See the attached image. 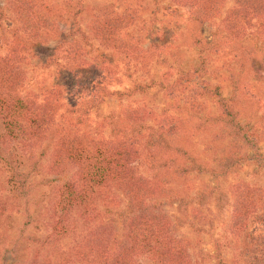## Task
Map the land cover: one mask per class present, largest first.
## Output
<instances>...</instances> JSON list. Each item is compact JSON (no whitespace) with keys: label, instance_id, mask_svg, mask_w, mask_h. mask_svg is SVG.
Listing matches in <instances>:
<instances>
[{"label":"rangeland","instance_id":"obj_1","mask_svg":"<svg viewBox=\"0 0 264 264\" xmlns=\"http://www.w3.org/2000/svg\"><path fill=\"white\" fill-rule=\"evenodd\" d=\"M42 2L47 4V11H41L47 19L54 21V26H65L68 30L74 28L77 21L80 32L88 37H91L89 8L111 7L109 9L115 10L118 17L131 16V25L124 30L125 38L139 51L137 59L128 62L113 50H103L93 39L83 46L88 52L86 58L98 67L85 71L86 79L95 78L96 82L104 79V82L100 83L99 93H95L99 97L97 107L87 113L84 109L85 114H80L77 110L86 107L88 100L73 99L68 93L72 87L79 86L80 77L62 69L64 60L60 59V52L57 64L48 61L55 57L53 48L61 37L50 33L48 42L34 49V57L24 63L25 81L20 90L31 91L39 101L45 100L49 91L62 93L57 120L62 121V116H67L66 112L76 105L73 110L76 113L70 117L72 121L80 122L81 132L105 140L114 139L115 126L118 121L125 120L127 112L143 110L155 116L145 115L141 122L139 131L143 142V126L156 129V121L168 115L190 118L188 114L193 101L194 107L198 105L201 110L188 123L189 131L182 141L190 156H180L178 161L188 171L180 173L173 185L178 196L154 199L150 202L154 208L151 212H162L172 222L177 238L187 245L191 264H248L242 254L244 251L252 254L254 249H247L242 240L237 241L229 232L233 204L229 190L241 182L264 189V169L255 160L257 154L264 160V26L256 24L254 18L253 26L245 29L240 39L225 37L221 32V21L228 10L237 7L234 0H225L219 16L208 22L194 21L184 10H180L182 16H175L171 0ZM80 7L84 11L74 19L73 15L80 12ZM10 20L7 0H0V58L14 41L15 24ZM217 30H220L217 37L221 40L218 50H202L196 44V40H201L208 45ZM80 37V33L75 32L64 40L69 43ZM152 44L154 47L149 50ZM234 86L239 96L238 121L249 128V138L258 136L254 144L228 136V127L212 120L220 113L218 99L212 96L214 89L218 88L221 96L230 100L234 98ZM51 150L52 147L45 145L27 150V155L12 149L0 152L5 159L0 161V189L9 203L6 217L0 220V264H31L32 258L48 255L54 264H72L66 260L71 240L57 239L50 228L51 208L61 178L51 168L50 156L46 153ZM233 159L237 160L233 171L223 175L222 165ZM134 167L140 174L150 176L141 156ZM10 168H17L29 176L28 189L18 200L6 195L8 187L1 184L9 177L10 173L6 171ZM123 210L122 213L114 209L102 213L104 224L112 226L119 238L127 226L128 218ZM253 227L252 224L248 228L252 230ZM257 233H264L263 228Z\"/></svg>","mask_w":264,"mask_h":264},{"label":"trees","instance_id":"obj_2","mask_svg":"<svg viewBox=\"0 0 264 264\" xmlns=\"http://www.w3.org/2000/svg\"><path fill=\"white\" fill-rule=\"evenodd\" d=\"M41 1L7 0L10 21L15 28L14 41L9 44L5 56L0 58V152L12 149L27 155V150L44 148L45 145L52 147L51 152L46 153H49L53 172L61 178L51 208L50 228L57 239L71 240L66 251V260L70 263L191 264L186 243L177 238L176 229L165 214L151 212L154 208L150 202L168 195L171 198L178 196L173 185L180 173L188 171L178 161L180 156H190L182 141L188 134V123L201 108L198 105L194 107L192 101L188 114L190 118L168 115L156 121V129L143 126V142L139 131L141 122L145 115L155 117L152 112H127L125 120L117 122L113 140L91 138L82 133L80 122L72 121L70 117L76 113L73 111L76 105L66 112L67 116H62V121H58L56 115L61 108L62 93L49 91V96L39 101L31 91L20 90L25 81L24 63L34 57V49L48 42L50 33L61 37L53 48L55 57L48 61L57 64L60 52V59L64 60L62 69L80 77L79 86L72 87L68 92L73 99L88 100L86 107L77 110L80 114H85L84 109L87 113L97 107L99 97L95 93H99L100 83L104 82V79L99 82L95 78L86 79V72L98 67L86 58L88 52L83 46L93 39L103 50H113L128 62L137 59L139 50L125 38L124 30L131 25V16L118 17L115 10L109 9L111 7L89 8L91 37H88L80 32L77 21L75 27L68 30L65 26H54V21L47 19L41 11H47V4ZM224 1L171 0V4L177 17L182 16L180 10H184L190 19L208 22L219 16ZM234 1L237 7L228 10L221 21V32L231 40L240 39L245 29L253 26L251 21L254 18L257 19L256 24L264 26V0ZM82 11L80 7V12L75 13L73 18ZM219 31L212 34L213 40L208 45L201 40H196V44L202 50H218L221 41L217 37ZM75 32L81 36L77 41L68 43L64 40ZM107 74L111 75L110 72ZM234 92V98L226 100L218 88L214 89L212 96L218 99L220 113L212 120L225 124L228 136L254 144L258 136L249 138V128L238 121L240 108L236 86ZM175 108L182 111L179 106ZM142 149L143 152L140 151ZM140 156L143 165L149 168L150 176L140 174L134 167ZM4 160L0 154V161ZM255 160L264 169L261 155L257 154ZM236 164L234 159L224 163L222 174L231 173ZM6 172L10 173L9 177L1 182L2 186L8 187L6 195H12L15 200L23 198L28 189V174L19 172L17 168ZM229 191L233 198L229 232L237 241L242 240L247 249H254L252 254L243 252L246 263L264 264V233H257L259 228L264 231V189L241 182L232 185ZM8 209L9 203L0 189V220L6 217ZM110 209L119 213L123 210L128 218L121 238L112 226L103 222L102 213ZM252 224L254 227L249 230ZM31 264H54V261L51 255L45 258L36 256Z\"/></svg>","mask_w":264,"mask_h":264}]
</instances>
